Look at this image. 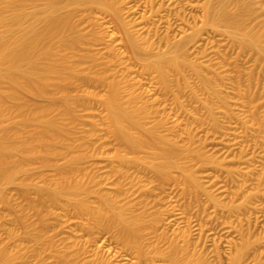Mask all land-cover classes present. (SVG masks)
I'll return each instance as SVG.
<instances>
[{
    "label": "rangeland",
    "instance_id": "obj_1",
    "mask_svg": "<svg viewBox=\"0 0 264 264\" xmlns=\"http://www.w3.org/2000/svg\"><path fill=\"white\" fill-rule=\"evenodd\" d=\"M204 1L185 0L180 4V13L190 21L193 15L194 18L201 17L200 5ZM244 2L252 8L246 25L254 30L260 28L264 25V0ZM228 5L233 7L234 2H228ZM14 11L13 7L6 8L7 14ZM25 11L29 14L31 8ZM75 15L79 30L88 34L90 25L85 14L78 11ZM94 16L99 18L97 30L101 37L81 44L75 50L77 55L70 59L81 78L73 79L67 86L56 80L43 95L22 90L16 101L22 105L27 102L46 104L50 96H59L63 91L71 96L73 109L71 113H66L63 107H58L49 112L52 119L64 123L66 132L64 138L53 145L54 155L48 163H44L41 156H35L27 160L26 171L18 173L13 182L0 179V245L18 255L16 264H52L57 261V250L72 251L73 247H65L67 242H78L81 247L84 245L81 251L86 252L80 256L90 262L97 263L102 259L113 264H148L137 260L135 251L127 248L115 231L96 228L88 234L80 229L86 222L85 217L77 216L73 209H67L62 203L56 205L45 201L38 211L34 208L32 202L39 198L38 188H50L65 176L72 177L68 173V161L81 155L72 178L80 179L92 188L86 196L92 206L99 204L96 192L100 191L115 195L122 203L131 201L130 215L134 216L145 209L144 202L147 201L149 205L145 215L148 224L156 214L159 221L153 228L145 230L146 244L165 248L170 242L183 244L185 239L191 250L202 253L210 264H230L243 237L252 240L264 237V134L259 120L264 115V60L252 50L241 47L237 40L232 41L226 35L225 27H222L224 30L206 34L209 35L207 42L202 44V48H206L201 53L196 54L193 49L189 51L191 59L206 62V66L210 65L220 73L218 77L216 74L208 76L211 75L222 88L220 94L226 98L228 111L231 109L233 112L227 114L218 98L206 97L194 83L195 75L189 69L184 70L183 75L193 83L198 99L190 97V89L179 90L175 75L170 76V91L162 90L155 71L144 68V61L133 56L125 35L111 17L96 13ZM162 29L161 32H164ZM8 33L6 26H0V35ZM144 35L155 36L154 31ZM54 41L58 43V39ZM212 46L217 55L205 57L202 52L205 49H210V52ZM210 58L212 61H207ZM113 78L121 79L125 88L142 93L148 105H152L154 115L146 119L147 125L163 118L164 124L159 127L161 133L176 138L179 145L200 148L205 155L216 160L217 163L201 165L196 160L179 159L183 170L192 171L199 178L204 191L197 196L190 195L182 183V170L175 168L169 178L153 180L147 166L160 161L155 150L147 147L136 153L120 140L107 118L103 102L109 90L108 82ZM123 79L127 81L124 83ZM1 88L6 91L9 84L5 82ZM175 95L183 102V108L175 106ZM206 99L213 106L219 128L214 127L208 119V111L201 106L200 100ZM28 108L22 106L13 112L7 111L10 115L4 111V128L11 130L19 126ZM187 130L193 134V141H190ZM119 153L129 158L140 156L146 166L128 170L131 177L124 181L128 191L121 195L115 185L120 178L115 172ZM28 154L29 151H25V155ZM135 178L146 185L145 195L140 196L142 193L138 186H133L137 180L130 183ZM23 183L28 184L24 193L21 191ZM209 196H213L218 204L212 202ZM22 216L25 224L19 220ZM40 217L45 218L47 226L42 225ZM49 239L55 246L47 243ZM262 250L263 244L253 245L243 264H257L255 258ZM161 261L157 260L155 264H166ZM259 264H264V259Z\"/></svg>",
    "mask_w": 264,
    "mask_h": 264
},
{
    "label": "bare ground",
    "instance_id": "obj_2",
    "mask_svg": "<svg viewBox=\"0 0 264 264\" xmlns=\"http://www.w3.org/2000/svg\"><path fill=\"white\" fill-rule=\"evenodd\" d=\"M183 1L185 0H0V26H6L9 31L8 34L0 35V179L13 182L18 173L26 171L27 160L35 156H41L43 162L48 163L54 155L53 145L64 138L66 132L64 123L52 119L49 112L53 108L63 107L64 112L71 113L73 109L71 96L61 91L59 96H50L46 104L27 102L22 105L16 101L22 90L43 95L56 80L67 86L73 79L81 78L80 73L70 63V59L77 55L75 50H78L81 44L101 37L97 30L99 18L94 16L95 13L111 17L125 35L133 56L144 61V68L155 71L162 90L170 91L172 81L170 76L175 75L179 90L190 89V97L198 99V94L192 88L193 83L183 75L184 70L189 69L195 75L194 83L206 97L218 98L225 111H228L226 98L220 94L221 87L211 76L216 74L218 77L220 73L212 66H206V62L191 59L189 51L193 49L196 54L201 53L206 48H202V44L207 42L206 37L209 36L206 34L209 31L218 32L225 27L226 35H229L232 41L237 40L241 47L252 50L264 60V25L256 30L246 25L252 8L244 0H205L200 5L201 17L194 18L192 14L194 21L180 13L179 8ZM228 2H234L233 7H230ZM191 6L194 7L193 4H189V7ZM8 7H13L15 11L7 14ZM26 8H31L29 14L26 13ZM78 11H82L89 22L88 34L78 28L75 19ZM161 27L164 32H161ZM152 31L155 38L145 37V33L151 34ZM54 39H58V43ZM211 49L210 52V49L202 52L205 57L217 55L214 46ZM212 58L207 61H212ZM120 80L117 78L109 80V90L103 99L107 118L114 132L133 152L139 153L147 147L155 150L160 161L147 166L153 180L169 178L174 168L182 170L181 179L186 191L192 196H197L205 189L192 171L183 170V163L179 159L185 157L192 162L196 160L201 165L217 163L216 160L205 155L200 148L179 145L176 138L161 133L159 127L164 124L163 118L156 119L152 125H147L146 119L154 113L152 105H148L142 93L129 90V87L125 88L126 85ZM5 82L9 84L6 91L1 88V84ZM124 92H127L126 96ZM200 101L201 106L208 111V119L214 127L219 128L220 123L215 117L211 102L208 99ZM174 104L179 109L184 107L178 95H175ZM22 106L29 108L22 115L19 126L11 130L5 129L3 125L6 114L10 115L8 112ZM260 118V129L264 134V115ZM189 130L187 135L190 141H193L194 136ZM25 151H29L28 156L25 155ZM81 159L82 156L78 155L68 161V173L72 174V177L77 170L76 164ZM117 159L115 172L123 181L118 177L115 185L118 194L121 195L128 191L127 183L124 182L125 178L131 177L128 170L142 168L145 165L140 156L129 158L126 154L119 153ZM125 169L127 171H124ZM72 177L65 176L50 188L39 187L37 190L39 198L32 202L34 208L39 209L40 204H44L45 201L56 205L64 204L67 209H73L77 216L85 217H81L86 219V222L82 223L80 229L88 234L96 228L115 231L123 244L135 251L137 260L141 262L155 264V261L162 260L161 263L166 264H210L202 253L193 252L185 239L183 244L170 242L165 248L146 244L145 230L153 228L159 221L156 214L148 224L145 215L149 205L147 201L144 202L145 209L134 216L130 215L133 207L131 201L125 200L122 203L115 195L113 197L111 193L109 195L100 191L96 192L99 204L92 206L86 197L92 188L80 179ZM136 178L130 183L133 184V181L137 180L133 186H138L139 192L142 193L140 196L143 193L145 195L146 185ZM27 186L26 183L21 184L23 193L26 192ZM209 197L212 202L218 204L213 196ZM19 220L25 224L23 216ZM41 221L42 225L47 226L45 218H41ZM52 241L49 239L47 243L55 246ZM255 244L264 246V237L254 240L243 237L231 257L230 264H243L245 256ZM81 245L78 242H67L65 247H73L72 251L68 253L57 250V261L52 264H113L102 259L94 263L85 257L81 258V253L86 252L81 251L84 248V245L82 247ZM18 259L16 253L0 245V264H16ZM261 259H264V250L255 258L257 264Z\"/></svg>",
    "mask_w": 264,
    "mask_h": 264
}]
</instances>
